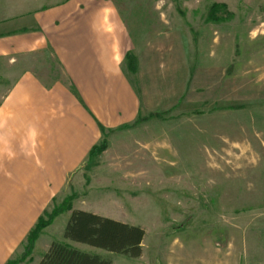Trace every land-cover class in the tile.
Listing matches in <instances>:
<instances>
[{"label":"rangeland","instance_id":"obj_1","mask_svg":"<svg viewBox=\"0 0 264 264\" xmlns=\"http://www.w3.org/2000/svg\"><path fill=\"white\" fill-rule=\"evenodd\" d=\"M63 1L0 0V24ZM110 1L142 63L153 113L139 124L157 125L104 137L47 212L71 206L142 228L138 259L92 250L112 264H264V0ZM24 69L47 84L63 75L46 52L0 60V102ZM71 213L11 260L39 264L49 245L68 244Z\"/></svg>","mask_w":264,"mask_h":264},{"label":"crops","instance_id":"obj_2","mask_svg":"<svg viewBox=\"0 0 264 264\" xmlns=\"http://www.w3.org/2000/svg\"><path fill=\"white\" fill-rule=\"evenodd\" d=\"M25 18L0 24V60L14 64L46 52L63 75L47 84L24 69L0 102V264L13 258L104 137L112 145L156 124H139L150 109L137 86L142 63L135 53V69L129 66L134 45L110 0H65Z\"/></svg>","mask_w":264,"mask_h":264},{"label":"trees","instance_id":"obj_3","mask_svg":"<svg viewBox=\"0 0 264 264\" xmlns=\"http://www.w3.org/2000/svg\"><path fill=\"white\" fill-rule=\"evenodd\" d=\"M218 11H220L218 8L213 9L210 17L218 19L216 16ZM128 61L133 64L136 62L131 54L128 55ZM134 69L135 67L133 66L132 70ZM106 149L107 143L104 140L101 145L99 144L93 148L90 157L96 153L100 154ZM68 210L72 211V213L64 232L66 240L85 244L109 253L123 255L131 259H138L142 256V244L145 238V231L142 228L87 211L73 210L71 206L54 209L51 214L46 211L39 218L38 223L27 237L28 247L25 256L30 255L42 231L48 228L57 216ZM44 216H47L48 219L46 220ZM7 264H18V262L10 260ZM39 264H112V260L98 254L83 252L65 243L54 242Z\"/></svg>","mask_w":264,"mask_h":264}]
</instances>
